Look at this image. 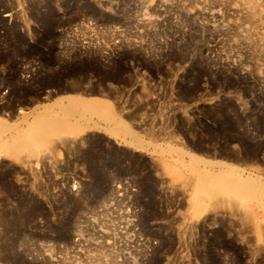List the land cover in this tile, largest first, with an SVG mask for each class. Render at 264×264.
Returning <instances> with one entry per match:
<instances>
[{
	"label": "rangeland",
	"instance_id": "obj_1",
	"mask_svg": "<svg viewBox=\"0 0 264 264\" xmlns=\"http://www.w3.org/2000/svg\"><path fill=\"white\" fill-rule=\"evenodd\" d=\"M0 123V264H264V0H0Z\"/></svg>",
	"mask_w": 264,
	"mask_h": 264
},
{
	"label": "bare ground",
	"instance_id": "obj_2",
	"mask_svg": "<svg viewBox=\"0 0 264 264\" xmlns=\"http://www.w3.org/2000/svg\"><path fill=\"white\" fill-rule=\"evenodd\" d=\"M64 122V118L54 115L47 107L36 110L30 123L32 131L28 134V136L31 137V139H36V135L38 132L48 130L54 126L62 127L61 125ZM72 127L74 129V126ZM2 128L5 129V126L0 123V129ZM122 129L126 132L128 131L126 127H123ZM7 143L12 144L14 147H21L27 144L28 141L25 138L21 137L19 134H15L11 139L8 138L7 142L0 141V151L7 149ZM189 166L191 169L195 170L198 189H200V191L209 193L212 197H217L219 194L228 192H232L235 195L245 194L247 196L260 194L261 199L264 201V183H260L258 181L256 182L250 178H241L240 176H234L231 174V177L229 176L227 178L223 176H213L206 171L196 170L195 167L192 166V164H190Z\"/></svg>",
	"mask_w": 264,
	"mask_h": 264
}]
</instances>
